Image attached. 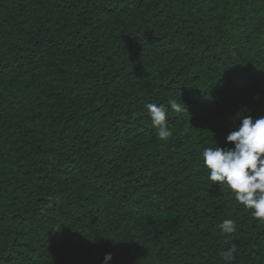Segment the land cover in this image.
Segmentation results:
<instances>
[{"label": "trees", "instance_id": "1", "mask_svg": "<svg viewBox=\"0 0 264 264\" xmlns=\"http://www.w3.org/2000/svg\"><path fill=\"white\" fill-rule=\"evenodd\" d=\"M172 99L161 141L146 105ZM243 113L264 117V0H0V264H224L232 243L264 264L201 156Z\"/></svg>", "mask_w": 264, "mask_h": 264}, {"label": "clouds", "instance_id": "2", "mask_svg": "<svg viewBox=\"0 0 264 264\" xmlns=\"http://www.w3.org/2000/svg\"><path fill=\"white\" fill-rule=\"evenodd\" d=\"M169 107L181 112L183 106L175 100L168 105L149 103L146 105L151 124L156 131L157 138L167 141L172 136L167 123ZM239 125L231 131L226 142L231 147H205L201 156L204 167L208 170V179L213 185L227 189L239 205L251 211L257 222L264 225V117L253 119L251 115L239 114ZM218 228L230 237L237 230L232 219H225ZM237 245L222 251L221 259L224 264H233L236 259ZM112 254L104 256L103 264H109Z\"/></svg>", "mask_w": 264, "mask_h": 264}]
</instances>
